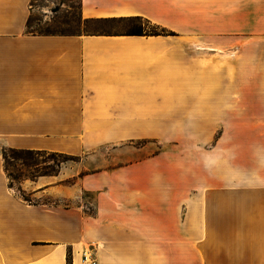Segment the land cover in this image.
<instances>
[{"label":"crops","instance_id":"0c3cea01","mask_svg":"<svg viewBox=\"0 0 264 264\" xmlns=\"http://www.w3.org/2000/svg\"><path fill=\"white\" fill-rule=\"evenodd\" d=\"M29 2L0 0V139L9 148L63 152L69 142L80 147L118 144L119 128L145 126L157 114L164 119L175 96L181 105L189 97L219 118L227 116V127L264 130V54L244 60L250 74L240 88L218 87L236 63L229 60L228 72H221V60H214L217 88L173 90L170 82L179 69L166 53L165 40L27 36ZM80 15L83 20L140 17L172 31L218 37L249 34L251 43L244 49H263L258 43L264 39V0H81ZM235 116L242 120L231 119ZM259 150L249 162L244 159L246 177H264V136ZM142 164L84 176L83 190L94 193L91 215L17 201L8 212L0 204V264H81L85 246L97 264H188L189 254L207 257L201 264H264V179L258 190L245 182L243 201L234 186L221 201L217 162L206 169L197 162V185L209 192L205 205L200 194L193 208L185 172L173 187L169 178L157 179V172ZM235 170L230 168L232 175ZM166 171L169 177L170 169ZM183 201L184 221L181 217L179 231L172 232L175 207L182 209ZM193 214L195 232L188 230L187 218ZM221 225L227 232L220 231ZM236 225L242 228L235 231ZM191 241L202 243L193 246ZM209 254L215 257L209 259Z\"/></svg>","mask_w":264,"mask_h":264},{"label":"rangeland","instance_id":"374dc122","mask_svg":"<svg viewBox=\"0 0 264 264\" xmlns=\"http://www.w3.org/2000/svg\"><path fill=\"white\" fill-rule=\"evenodd\" d=\"M28 11L27 20L30 21L28 31L34 32V34L76 32L84 36H92L85 34L102 30L117 31L123 28L122 25L84 23L77 0H30ZM142 27L146 32L153 31L158 34L157 36H144L145 38L168 42L166 53L171 56L172 63L177 65L176 69H179L172 76L170 82L173 90L187 89L191 93L195 89L211 90L213 87L217 88L214 84L218 85L219 83L215 81L216 76L212 75L214 60H221V72H228L227 62L229 60H234L236 63L235 70L230 71V75L225 73L224 80H220L218 87L240 88L243 84L242 79L247 78V75L250 74L245 72L244 60H257V57H254L255 55L258 53L260 56L264 54V39L258 43L263 49L260 46L256 47L257 49H251V47H248V50L244 49V45L249 46L251 43V35L249 34L236 33L231 34L229 37H222V35L218 37V34L211 32H197L194 30L176 32L168 27L163 28L151 23H143ZM172 28L178 27L172 26ZM194 28L196 27H190V29ZM26 30L25 24V35L40 36L27 34ZM252 43L254 42L252 41ZM227 77H231V80H226ZM188 99L187 103L181 105L179 104L180 98L173 97L172 112L166 113L164 119L157 114L158 119L145 123V126L119 128L118 144L98 146L82 144L80 147L78 144L69 142L63 147L65 151L61 153L77 156L78 161H70L63 165L57 176L40 177L32 182L24 181L21 184L22 195L15 189L7 187V179L2 167L3 161L0 157L1 206L9 212L12 203L17 201L22 206L63 211L79 209L83 214L91 215L94 212V193L83 190L82 179L84 176L118 167L132 170V167L136 165L147 163L141 168L157 172V179L161 177L169 178L173 187L180 184L179 179H183L179 175L180 172L182 174L185 172L187 174L188 206L195 208L197 207V196L203 194L202 202L205 205V202H207L206 195L209 192V188L206 186L199 188L197 185L196 164L197 162H203L206 169V166L211 164L212 160L217 162L221 172L219 176L220 184L217 189L218 196L221 197L220 200L226 201L228 192L233 191L235 187L236 197L243 201L245 182L247 181L248 185L255 186L256 188H253V190H258L264 179L260 175L246 177L244 171L245 157L249 162L250 158L256 157V152H260V139L264 136V130L259 128L245 129L241 125L227 127L228 123L223 118L227 116L221 115L219 118L217 113L210 111L211 107L204 106L201 108L193 104L191 98L188 97ZM192 99L194 100L195 97ZM183 115L187 116L188 120L182 117ZM231 119L242 120L241 116H235ZM211 124L214 126L218 124L220 127H211ZM72 132L76 133V130ZM75 137L76 139L82 138L77 134ZM70 139H74V137H69ZM0 149H9L1 139ZM46 164L51 165L52 161H47ZM234 167H236V174L232 175L230 168L233 169ZM168 169H170L169 177L166 174ZM228 170L230 171L229 175ZM160 172L164 173L159 174ZM80 174H83V176L79 177ZM48 188H52L49 191L50 193L43 192ZM23 198H26L27 201ZM175 208L176 218L173 219L172 232L179 231L181 217L184 221L185 201H183L182 209L177 206ZM181 211L182 216L180 215ZM199 219L202 220L201 217ZM187 220L189 223L188 230L195 232L196 214L188 215ZM238 226L236 225L235 231H238V228L241 227ZM205 227H203L204 232L207 231ZM219 228L221 232H227L223 225ZM190 243L195 246L202 242L191 241ZM88 249L85 246L83 250L87 251ZM208 257L213 259L215 255L209 254ZM206 258L202 259V255L189 254L187 260L188 264H201L203 261L206 263Z\"/></svg>","mask_w":264,"mask_h":264},{"label":"trees","instance_id":"16d2710c","mask_svg":"<svg viewBox=\"0 0 264 264\" xmlns=\"http://www.w3.org/2000/svg\"><path fill=\"white\" fill-rule=\"evenodd\" d=\"M81 0H77L80 8ZM84 23H93L98 25H122L123 28L117 31H98L92 34L85 35H102V36H157L153 31H144L142 24H150L147 20L140 17H125V18H103V19H84ZM30 21L26 23V33L30 35H59V36H80L81 34L72 33H39L28 31L30 28ZM0 157L3 161L2 167L7 179V187L15 189L22 195L21 184L24 181H34L40 177H54L57 176L63 165L68 162L78 161L77 156L64 154L61 152H51L45 150H29V149H0ZM47 161H52L51 165H47ZM80 174L79 177H82ZM23 200L27 201L26 198ZM67 264H70L67 261Z\"/></svg>","mask_w":264,"mask_h":264},{"label":"built area","instance_id":"2783aa9c","mask_svg":"<svg viewBox=\"0 0 264 264\" xmlns=\"http://www.w3.org/2000/svg\"><path fill=\"white\" fill-rule=\"evenodd\" d=\"M81 264H97L94 252L91 249L83 250L80 257Z\"/></svg>","mask_w":264,"mask_h":264}]
</instances>
